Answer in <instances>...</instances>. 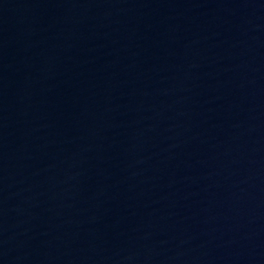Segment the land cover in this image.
Instances as JSON below:
<instances>
[{"label":"water","instance_id":"1","mask_svg":"<svg viewBox=\"0 0 264 264\" xmlns=\"http://www.w3.org/2000/svg\"><path fill=\"white\" fill-rule=\"evenodd\" d=\"M264 231V0H0V264H251Z\"/></svg>","mask_w":264,"mask_h":264}]
</instances>
